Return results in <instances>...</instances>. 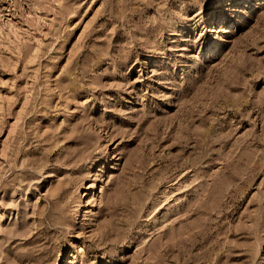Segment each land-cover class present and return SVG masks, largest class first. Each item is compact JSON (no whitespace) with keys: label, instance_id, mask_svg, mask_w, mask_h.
Here are the masks:
<instances>
[{"label":"rangeland","instance_id":"obj_1","mask_svg":"<svg viewBox=\"0 0 264 264\" xmlns=\"http://www.w3.org/2000/svg\"><path fill=\"white\" fill-rule=\"evenodd\" d=\"M0 264H264V0H0Z\"/></svg>","mask_w":264,"mask_h":264},{"label":"bare ground","instance_id":"obj_2","mask_svg":"<svg viewBox=\"0 0 264 264\" xmlns=\"http://www.w3.org/2000/svg\"><path fill=\"white\" fill-rule=\"evenodd\" d=\"M219 46L220 45H216L212 49L208 50L206 55L211 57V56L215 55L216 53H218L219 48H220Z\"/></svg>","mask_w":264,"mask_h":264},{"label":"snow or ice","instance_id":"obj_3","mask_svg":"<svg viewBox=\"0 0 264 264\" xmlns=\"http://www.w3.org/2000/svg\"><path fill=\"white\" fill-rule=\"evenodd\" d=\"M193 11H195V9Z\"/></svg>","mask_w":264,"mask_h":264}]
</instances>
